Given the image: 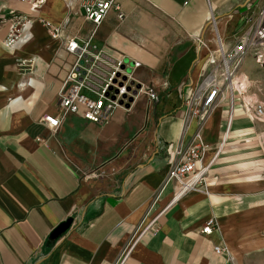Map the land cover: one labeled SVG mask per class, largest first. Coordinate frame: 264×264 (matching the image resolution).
Returning <instances> with one entry per match:
<instances>
[{"label":"crops","instance_id":"1","mask_svg":"<svg viewBox=\"0 0 264 264\" xmlns=\"http://www.w3.org/2000/svg\"><path fill=\"white\" fill-rule=\"evenodd\" d=\"M263 5L116 0L94 25L76 0H45L39 8L0 0V264H264V177L250 141L234 135L247 126L236 124L238 113L223 142L227 104L216 105L204 122L203 190L172 200L176 183L166 181L173 160L167 145L190 139L196 122L182 130L184 100L217 37L233 47ZM14 15L30 21L24 40L8 47L3 40ZM65 18L59 36H51L47 22ZM68 35L87 42L93 84L113 59L134 58L140 65L132 79L152 87L158 99L140 93L103 123L70 112L51 129L42 117L57 110L55 99L77 58L66 50ZM244 63L246 73L264 77V62L248 56ZM68 216L70 227L47 243ZM210 216L217 227L204 234ZM220 243L227 252L215 251Z\"/></svg>","mask_w":264,"mask_h":264},{"label":"built area","instance_id":"2","mask_svg":"<svg viewBox=\"0 0 264 264\" xmlns=\"http://www.w3.org/2000/svg\"><path fill=\"white\" fill-rule=\"evenodd\" d=\"M21 1L33 8H39L45 2V0ZM76 1L83 17L94 25L100 24L109 9L116 5V0ZM72 4V1L68 2V5ZM118 15L121 16V13ZM29 21L21 15H14L3 44L13 47L17 42L24 40L25 27ZM68 21L69 19L65 18L60 25L47 22L51 36H59L61 27ZM248 22L250 24L231 48H225L220 37H217V48L208 54V66L202 69L200 81L184 100L182 130L189 127L192 119L196 123L188 141L180 137L176 142L167 145L173 160L166 181L173 179L176 183L172 200L189 191L204 189V175L208 163H203V156L208 144L202 137V128L216 105L223 102L227 104V113H225L229 124L227 133L237 111L242 106L243 114L247 118L263 124L260 135L264 137V77H254L242 68L248 56H253L260 65L264 62V5L256 14L249 15L246 23ZM199 41L204 43L202 39ZM86 46L87 42H80L73 35L66 37V50L75 53L77 58L68 70L59 95L55 99L57 110L42 117L51 129H56L68 113L77 111L90 121L106 122L117 106L124 105L129 95H133L134 99L138 94L145 93L152 100L158 99V94L152 87L140 83L138 87L130 84V80H133V69L140 65V61L134 58L122 56L113 59L101 82L97 85L93 84L90 77L93 74L95 59L90 61L89 66L79 61L86 51ZM128 86L131 88L129 89ZM133 88H136L135 94H132ZM224 134L222 132L221 142L224 141ZM261 144L264 148V139ZM215 227L217 220L214 216H210L204 221L200 231L208 234ZM214 249L218 253L228 251L223 243L215 245Z\"/></svg>","mask_w":264,"mask_h":264},{"label":"rangeland","instance_id":"3","mask_svg":"<svg viewBox=\"0 0 264 264\" xmlns=\"http://www.w3.org/2000/svg\"><path fill=\"white\" fill-rule=\"evenodd\" d=\"M245 63H243V66L246 67ZM238 103L240 104L239 101ZM241 107H240V110L237 111L238 117L236 120V124L246 125L247 123V126L246 128L245 126L240 127V129L241 130L243 129V131H241L240 133L234 134V135L238 137H243L242 139L245 141L247 140L250 141L249 143H251V146L253 147V159L256 158L259 161L258 163L254 164V167L256 166L255 168H259V170H257L258 171L257 174H259L261 177H264V148L261 144V141L264 139V137L260 135L263 124L260 122L251 121V119L247 118L243 114V111H242L243 109ZM245 130L248 132H245Z\"/></svg>","mask_w":264,"mask_h":264},{"label":"water","instance_id":"4","mask_svg":"<svg viewBox=\"0 0 264 264\" xmlns=\"http://www.w3.org/2000/svg\"><path fill=\"white\" fill-rule=\"evenodd\" d=\"M88 58V59H87ZM85 59H87V62H85L84 64V61ZM93 60V57H89L87 55V53H83V56L82 58L80 59V62L83 63L85 66H89L90 64V61ZM130 84H135L136 87L139 86V83H135L133 80H130ZM128 88L130 89L131 86H128ZM136 93V88H133L132 89V94H135ZM133 100V95H129L127 97V101H125L123 104L125 106H129L130 103L132 102ZM121 102H123V100H121ZM72 220H73V217L71 216H68L66 217L64 220L60 221L49 233L48 235V239H47V243H50L51 241H54L59 235H61L62 233H64L71 225L72 223Z\"/></svg>","mask_w":264,"mask_h":264},{"label":"bare ground","instance_id":"5","mask_svg":"<svg viewBox=\"0 0 264 264\" xmlns=\"http://www.w3.org/2000/svg\"><path fill=\"white\" fill-rule=\"evenodd\" d=\"M231 124H232V123H231ZM228 126H229V124H228ZM228 137H229V134H228L227 131H226L225 134H224V140H226Z\"/></svg>","mask_w":264,"mask_h":264},{"label":"snow or ice","instance_id":"6","mask_svg":"<svg viewBox=\"0 0 264 264\" xmlns=\"http://www.w3.org/2000/svg\"><path fill=\"white\" fill-rule=\"evenodd\" d=\"M53 123H55V121H52Z\"/></svg>","mask_w":264,"mask_h":264}]
</instances>
